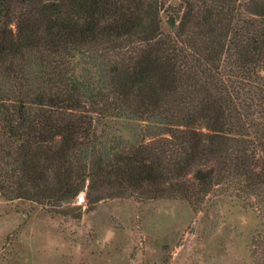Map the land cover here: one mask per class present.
<instances>
[{
    "label": "trees",
    "instance_id": "16d2710c",
    "mask_svg": "<svg viewBox=\"0 0 264 264\" xmlns=\"http://www.w3.org/2000/svg\"><path fill=\"white\" fill-rule=\"evenodd\" d=\"M178 1L167 34L168 0H0V199L262 204L264 0Z\"/></svg>",
    "mask_w": 264,
    "mask_h": 264
},
{
    "label": "rangeland",
    "instance_id": "374dc122",
    "mask_svg": "<svg viewBox=\"0 0 264 264\" xmlns=\"http://www.w3.org/2000/svg\"><path fill=\"white\" fill-rule=\"evenodd\" d=\"M179 7L168 0L160 11L163 32H174ZM104 123L128 141L139 129L134 120ZM74 207L64 217L0 199V264H253L254 242L264 238V194L257 208L213 193L192 210L180 200L133 198L87 207L80 192Z\"/></svg>",
    "mask_w": 264,
    "mask_h": 264
}]
</instances>
